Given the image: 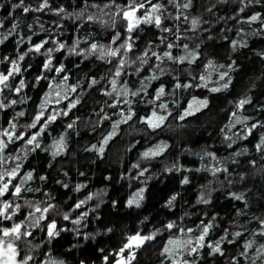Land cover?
Returning a JSON list of instances; mask_svg holds the SVG:
<instances>
[{"label":"clouds","instance_id":"clouds-1","mask_svg":"<svg viewBox=\"0 0 264 264\" xmlns=\"http://www.w3.org/2000/svg\"><path fill=\"white\" fill-rule=\"evenodd\" d=\"M8 5L0 16V48L14 40L0 55V264H75L89 244L110 239L118 246L98 247V264H264V107L252 95L264 71L213 109V97L233 93L242 70L234 57L264 39L256 10L264 0H0V11ZM148 28L159 42L138 47ZM229 40L227 62L205 50ZM37 155L47 157L44 172L39 160L28 167ZM104 169L117 172L116 198ZM173 176L178 190L156 211L178 215L154 222L156 211H144L152 186ZM218 196L243 207L228 219L215 210ZM105 207L136 217L134 228L131 220L101 225Z\"/></svg>","mask_w":264,"mask_h":264},{"label":"trees","instance_id":"trees-1","mask_svg":"<svg viewBox=\"0 0 264 264\" xmlns=\"http://www.w3.org/2000/svg\"><path fill=\"white\" fill-rule=\"evenodd\" d=\"M18 2V0H13V3ZM79 2V0H78ZM121 2L126 3V0H121ZM166 2V0H165ZM59 3H64V0H59ZM11 10V6L8 5L6 6L3 11H0V16H6L8 14V12ZM258 11H264V9H260L259 7H257ZM229 12V9L225 8L221 14H227ZM17 15L20 14V12L18 11L16 13ZM251 13H247L246 15H250ZM29 18H31V14H29ZM44 19L48 20L51 19V17H44ZM12 21L8 20L5 23V28H8L11 26ZM222 27V25H221ZM69 31L74 33V29L69 26ZM219 31V28L216 30ZM159 37V32L156 31L155 29L152 28H148L147 29V35L143 36L140 38V42L138 44V47H143L144 42L145 41H151L153 43H158ZM231 37L234 38L235 37V33L233 32L231 34ZM68 39L69 42H71L72 36L69 35L68 37H66ZM41 39H44V36H37L33 39V43H38ZM230 44V40L229 41H223V42H217V41H213L209 44L206 45V49L207 51H210L211 55L224 60L225 62H227L226 60V51L229 47ZM27 45L24 46V48H26ZM24 48H22L21 50L23 51ZM9 51H14V40H10L8 42L7 45L4 46V48H0V55L2 54H6ZM256 51H264V39H253L250 42V48L243 50V53L241 55L235 56L234 59H236V62L238 65L241 66V71L239 73L236 74V82L235 85L233 87V93L229 96V97H224V96H216L213 97V109L215 111H218V107H223L226 103L227 100L230 98H235L237 95H239V90L242 88H246L248 86V83H250V79L251 77H255V76H259L261 75V72L264 71V59H262L260 56L256 55ZM62 59V54H58L56 57V62L57 64L60 62V60ZM78 61H68V66L72 67L73 63H76ZM43 63V59L40 58L39 60H37L36 62V66L28 73V75L31 77L34 74H38L40 67L42 66ZM85 69L88 67V65L84 66ZM4 70H7V65L4 66ZM93 74H97V73H93ZM147 74V73H145ZM72 75H75V73H72ZM18 79V78H17ZM94 95L97 96V98H101L99 96L98 93H93ZM39 95L40 93H36L35 96V100L33 102L36 103L39 100ZM252 95L254 96V105L257 107H264V80L259 82L258 85V89L256 91H254L252 93ZM83 111V110H82ZM10 113L6 112L4 113V123L5 125L7 124V120L9 118ZM141 115H143V110L141 111ZM227 113L221 115L219 117L220 121H226L227 119ZM261 118H264V113H261ZM57 127H59V125H57ZM55 131V130H54ZM256 139V134L253 133V140L251 142H254V140ZM204 139H203V134L201 136V138L195 142V144L193 145L194 147L198 146L200 143H204ZM207 142H211V141H207ZM249 142V143H251ZM133 155H135V153H133ZM39 160L41 161V163L39 164V171L40 172H44L45 171V164L47 162V157L43 156V155H37L36 157L33 158V160L29 163L28 167H33L36 165V161ZM184 163H190V161H188L187 159L184 161ZM98 168H102V165H98ZM126 170V168H125ZM104 175H108L111 174L113 176V190L111 193V197L112 198H116L122 191V188H117L115 187V183H116V176H117V172L115 169H113L111 172L108 171V169H104L103 171ZM49 175L51 176V173H49ZM97 184H101L103 183L102 180V176L97 178ZM51 186V185H49ZM178 190V179L173 176L172 178H170L167 182V184L164 185L163 188H158L155 184L152 186V190L150 192V202L148 207L144 210L145 213L149 212V211H156L157 209V204L159 202H162L163 199L166 198L167 194H169L171 191H176ZM56 191H60L59 189H56ZM66 195V193L60 191V197L63 198ZM188 200L192 201L195 199V196L193 195V189H188ZM221 199H225L223 197L218 196L217 197V203L215 205V210L219 211L221 214L223 215H227L228 219L232 218V215H234L236 208L239 207H243V205L236 201H232L231 199H225L224 203H220ZM123 206V197L121 198V207ZM255 210V209H253ZM104 219L100 222L101 225H104L106 223L112 222L114 221L117 226H119L122 223H126L128 221H132L133 223V228L135 226V219L136 217H133L131 215H127V216H121L118 214H112L110 209L108 207H105L103 213H102ZM162 215H167L169 216V218H174L175 215H178V213L176 214H168V213H163V212H159L156 211V215L153 216V221L155 222L160 216ZM211 215V213H210ZM200 218H197V220L194 223H198ZM206 222V221H205ZM226 226L227 221L223 222ZM255 226V225H253ZM166 239V237H165ZM65 244L67 243H71L70 238L66 237ZM105 244H111L112 247H117L118 245L114 242V240H109V241H104V240H100L98 242V246L97 248H93L91 246V244H89V246L83 250H81L80 253V257L79 259L75 260V264H93V262H99V260L101 259V256L98 254V247H102ZM58 247L60 246V244L58 243L57 245ZM111 250V249H109ZM70 257H75L74 253H70L68 254ZM105 255H107V252L105 253ZM112 261L113 264L116 262V258L112 257ZM143 264V262H142ZM219 264V262H218Z\"/></svg>","mask_w":264,"mask_h":264},{"label":"snow or ice","instance_id":"snow-or-ice-1","mask_svg":"<svg viewBox=\"0 0 264 264\" xmlns=\"http://www.w3.org/2000/svg\"><path fill=\"white\" fill-rule=\"evenodd\" d=\"M126 15H127V14H126ZM132 239H133V240H135L136 238H135V237H133Z\"/></svg>","mask_w":264,"mask_h":264},{"label":"water","instance_id":"water-1","mask_svg":"<svg viewBox=\"0 0 264 264\" xmlns=\"http://www.w3.org/2000/svg\"><path fill=\"white\" fill-rule=\"evenodd\" d=\"M114 264H116V262Z\"/></svg>","mask_w":264,"mask_h":264}]
</instances>
